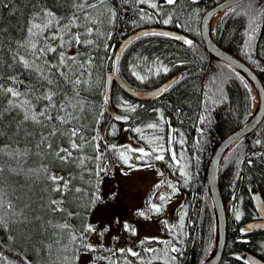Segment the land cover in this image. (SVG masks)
<instances>
[{
  "label": "trees",
  "instance_id": "1",
  "mask_svg": "<svg viewBox=\"0 0 264 264\" xmlns=\"http://www.w3.org/2000/svg\"><path fill=\"white\" fill-rule=\"evenodd\" d=\"M218 1L87 0L97 4L86 9L95 21L89 23L77 8L85 0H0V264H76L96 233L84 230L91 225L93 206L102 201L95 197L103 190L104 178L135 165L157 166L162 182L172 181L171 188H166L174 190L177 201L165 238L139 239L133 251L137 255L130 253L128 243L121 248L101 244L91 248L98 253L85 264H201L207 258L216 241L207 164L217 144L253 111L247 79L209 55L198 32L202 13ZM231 8L235 11L225 10L214 26L215 42L250 66L264 86V0H243ZM45 12L53 14L52 25L39 36L31 35L33 24L47 22ZM74 16L79 19L73 23ZM146 26L183 31L192 43L165 35L140 36L121 56V77L134 89H149L173 75L178 77L160 96L146 100L127 94L113 81L105 100L106 74L117 45L130 32ZM88 28L93 29L90 34ZM54 34L55 40L51 39ZM75 36L85 42L75 43ZM30 42L56 49L44 53L38 64L44 75L60 84L64 99L60 95L56 99L61 103L67 104L79 91L60 113L77 119L60 123L39 117L48 101L38 97L54 86L34 71ZM20 57L33 67L25 68ZM71 57L73 62L59 66L62 58ZM61 72L85 83L74 88ZM9 87L25 95L12 97L5 91ZM24 100L32 103L27 108L18 106ZM57 112L48 109L51 116ZM33 114L42 123L31 119ZM157 124L162 128L163 149L148 141L146 129ZM72 128L81 130L79 138L70 137ZM72 139L83 147L73 151L69 161L60 160L56 152L70 149ZM141 148L149 155L138 159L142 154L133 150ZM121 153L128 157L127 163ZM98 154L103 159H95ZM100 168L106 170L97 175ZM53 175L69 182L62 193L52 190L56 185L48 177ZM218 184L227 215L226 242L218 264H246L247 252L264 260V227L241 228L243 222L258 217L253 194L259 192L264 200V117L223 157ZM53 200L60 202L56 206L62 211L52 210Z\"/></svg>",
  "mask_w": 264,
  "mask_h": 264
},
{
  "label": "rangeland",
  "instance_id": "2",
  "mask_svg": "<svg viewBox=\"0 0 264 264\" xmlns=\"http://www.w3.org/2000/svg\"><path fill=\"white\" fill-rule=\"evenodd\" d=\"M254 95L257 97L255 90ZM146 131L149 133L148 141L153 143L152 146L163 149L165 141L161 126L153 125ZM171 182V180L167 183L162 182L160 168L150 165H135L123 172H116L105 177L103 190L99 192L102 201L93 206L89 218L96 232L89 241L92 248L101 244L121 248L128 243L129 250L133 252L137 249L136 242L143 237L165 238L166 229L173 220L171 208L177 201L172 194L174 190L168 191L166 188H171ZM113 193L116 194L115 199H112ZM162 195L165 197L164 200L160 199ZM153 204L160 207L159 212L151 208ZM141 211L145 213V216L138 215ZM116 217L120 219V224L113 222ZM125 222L136 230L135 235L131 231H124L122 225ZM152 247L147 246V249L150 250ZM97 253V248L82 250L76 264H85Z\"/></svg>",
  "mask_w": 264,
  "mask_h": 264
},
{
  "label": "water",
  "instance_id": "3",
  "mask_svg": "<svg viewBox=\"0 0 264 264\" xmlns=\"http://www.w3.org/2000/svg\"><path fill=\"white\" fill-rule=\"evenodd\" d=\"M242 1L243 0H220L204 11L199 23V34L205 48L211 53V55L233 67L240 74H242L250 83V85L254 87L258 96L257 106L253 108L251 115L239 127L227 134L217 144L208 161L206 181L213 204V209L216 215V241L209 256L201 264H218L222 257L226 242V213L218 184L220 162L234 144L257 128L264 117V86L260 78L246 63L230 52L221 48L215 42L213 33L210 31L209 27V21L213 15L222 13L229 8V5L232 7ZM145 33H167L168 35L165 36L178 40L182 43H184L183 41L185 39L189 40V37L180 31L168 27L158 26H146L138 28L129 35L122 38L113 54L112 70L106 74L104 95L105 100H107L109 97L110 87L113 81L117 82L127 94L135 98L153 99L160 96L165 90H167L171 83L174 82L178 77V75H174L159 86L145 91L134 89L122 80L118 73V65L123 51L131 41L145 35ZM176 37H180L181 39H176ZM253 200L259 218L245 221L241 226L243 231H251L264 227V200L259 192H255L253 194ZM246 260L249 264H264V260L250 252L246 253Z\"/></svg>",
  "mask_w": 264,
  "mask_h": 264
},
{
  "label": "snow or ice",
  "instance_id": "4",
  "mask_svg": "<svg viewBox=\"0 0 264 264\" xmlns=\"http://www.w3.org/2000/svg\"><path fill=\"white\" fill-rule=\"evenodd\" d=\"M100 3H103V0H99ZM143 2V0H142ZM176 0H166V3L168 4H173L175 3ZM151 7L155 8L157 7V5L155 4H152L150 5ZM97 7V4L96 3H87V0H85V3H81V4H78L77 5V8L78 10H81V11H84V19L86 22H89V23H94L95 21L92 19V17L87 13L86 9H95ZM229 8H230V12H234L235 10L231 8V6L229 5ZM239 14V13H237ZM45 17H47V22L44 23V24H33L30 28H29V33L33 36H39L41 35L43 29H47L49 28L52 23H53V14L50 13V12H45ZM79 17H76L74 16L73 17V23L78 20ZM165 24L168 23V20H165L164 21ZM93 31L92 28H88L87 29V32L90 34L91 32ZM154 35H168L167 33H153ZM145 35H149V33H145ZM58 37L54 34L51 39L55 40L57 39ZM45 39H47V37H45ZM176 39H181L180 37H176ZM74 41L75 43L79 44V43H84L85 41H82L80 39L79 36H75L74 37ZM185 44H188V45H191V41L190 40H187L185 39L183 41ZM31 43V42H30ZM87 43H91V41H87ZM56 49L54 47H47V48H38L37 47V44L36 43H31V55H33L35 57L34 61H33V64H36V67L34 69L35 72H38L40 74L39 78L43 81H46L47 85L49 86H54V88H50L49 91L47 92H42V95L40 97H38L39 99H43V100H46L48 101V104L45 106V109L43 111H40L39 112V117L41 118H45L47 120H54V119H59L60 123H66L69 119H77L78 117H76L74 114H71L69 113L68 115L66 116H61L60 113L62 112H65V109L67 107V105L71 104V98H75V97H78L79 96V91L77 90L75 93H73L71 95V97L69 98V100L67 101V104L65 103H61V100L64 99V96L61 95L60 93V84L56 83L54 79L50 78L49 76H46L44 75V72H43V68H41L38 64V62L42 59L43 57V54L44 53H47V52H55ZM74 57H71V58H68L67 61L62 58L59 62V66L60 67H66L68 65L69 62H73L74 61ZM20 61L24 64V67L25 68H32L33 65L30 64L24 57H20ZM45 68L49 67V65L47 63H45L44 65ZM80 67H83V65H81ZM51 68L52 69H57V65H51ZM54 74V73H53ZM61 76H64L65 77V80L68 84L72 85L74 88L77 86V85H81L82 83H85V81H82L79 77H77L76 79H72L71 77H67L65 75V73L61 72L60 73ZM43 88V85H41V89ZM5 91L7 93H10L12 97H15V98H19L20 96L22 95H25L23 93H20L18 91H16L14 88H7L5 89ZM35 91V90H33ZM60 95L61 96V100H57L56 97ZM9 103L11 104L12 101L10 100ZM32 103L31 100H24V101H21V104L18 105V106H22V107H25L27 108V106H29L30 104ZM73 107H75V105H73ZM49 108H54V109H58V112H57V115L56 116H51L48 114V109ZM102 115V114H101ZM25 120H28L29 119V116L26 114L25 117H24ZM31 119H33L36 123H42V120L39 119L35 114H33V116L31 117ZM116 119H121V117H116ZM149 127H153V125H149ZM80 129L79 128H72L70 131H69V135L70 137L72 138H79L80 136ZM138 131V130H137ZM57 133L55 131L51 132L50 135H56ZM43 139H46V138H42ZM95 139V138H93ZM49 148L52 147L51 144L48 145ZM83 147V144L82 143H77V140L76 139H72L71 142H70V149H64V148H61L59 149L57 152H56V156L62 160V161H69L70 159L73 158V151H77V150H80L81 148ZM97 149L99 148V145L96 146ZM133 151H139L142 155L141 157H138V159H142L143 156H147L149 155L148 153H146L144 151V149H138V150H133ZM153 151H155V149H153ZM61 153H65V155H61ZM121 158L123 159L124 163H127L128 161V157L124 156L123 153H121ZM95 159L97 160H100V159H103V156L102 154H98ZM156 159H163L162 156H156ZM81 163H83V160L81 159ZM131 167V166H130ZM106 169L105 168H100L99 171L96 173L97 175H99V173L101 171H105ZM48 179H50L56 186L52 189L53 191H56V192H63L65 189H67V186H68V181L64 180L63 177H57L55 175L53 176H49ZM60 181H63V187H61L60 185ZM159 186V185H158ZM77 192L80 191V189H76ZM116 198V194L113 193L112 194V199H115ZM95 199L98 201L101 199V197L99 195H97L95 197ZM161 200H164L165 197L162 195L160 197ZM60 202L56 201V200H53L51 201V204L56 206L58 205ZM151 208L153 210H155L156 212H159L160 211V207L157 206V205H151ZM53 211H62L61 208H59L58 206L56 207H53L52 209ZM138 215L140 216H145V213L143 211L141 212H138ZM237 219H239V215H237L236 217ZM114 223L116 224H120L121 221L118 217H116L113 221ZM60 227L62 228H67L68 226L67 225H61ZM124 231L128 232V231H131L134 235H135V232L136 230L127 222L123 223L122 225ZM85 232H94L95 231V228L92 226V225H88L85 230ZM105 231H107V229H105ZM76 237H73V240H75ZM84 247L88 248L89 250H91L92 246L90 244H85ZM123 251V250H121ZM130 253L132 255H137L136 253L134 252H131V250H129ZM173 251H175V249H173ZM247 264V262H246Z\"/></svg>",
  "mask_w": 264,
  "mask_h": 264
},
{
  "label": "bare ground",
  "instance_id": "5",
  "mask_svg": "<svg viewBox=\"0 0 264 264\" xmlns=\"http://www.w3.org/2000/svg\"><path fill=\"white\" fill-rule=\"evenodd\" d=\"M219 16H220V13H217V14H215V15H213L211 18H210V21H209V27H210V31L212 32V29H213V27H214V25L216 24V22H217V20H218V18H219ZM133 32V31H132ZM132 32H130V33H132ZM181 32V31H180ZM129 33V34H130ZM183 33V32H182ZM129 34H127V35H129ZM126 35V36H127ZM124 38V37H123ZM137 39V38H136ZM136 39H134V40H136ZM133 40V41H134ZM133 41H131V42H133ZM130 42V43H131ZM129 43V44H130ZM128 44V45H129ZM127 47V46H126ZM206 49V48H205ZM125 50V49H124ZM206 51L208 52V54L209 55H211V53L206 49ZM124 52V51H123ZM112 58H113V56H112ZM112 61H113V59H112ZM111 70H112V68H111ZM110 70V71H111ZM110 71H108V72H110ZM118 73H119V65H118ZM119 75H120V73H119ZM174 76V75H173ZM120 77H121V75H120ZM122 78V77H121ZM122 80H123V78H122ZM167 80V79H166ZM166 80H164V81H162L161 83H159V84H157L156 86H154V87H151V88H155V87H157V86H159L160 84H162L163 82H165ZM124 81V80H123ZM125 82V81H124ZM117 83V82H116ZM126 83V82H125ZM118 84V83H117ZM127 84V83H126ZM128 85V84H127ZM112 86V85H111ZM120 86V85H119ZM121 87V86H120ZM122 88V87H121ZM151 88H149V89H151ZM252 86H251V92H252ZM110 89H111V87H110ZM138 90H140V91H145V90H148V89H138ZM254 88H253V93H252V95L254 94ZM157 98V97H156ZM138 99H140V98H138ZM153 99H155V98H153ZM146 100V99H145ZM257 102H258V96L256 97V95H254L253 96V108L254 107H256L257 106ZM245 137V136H244ZM214 210V209H213ZM214 216H215V218H216V215H215V211H214ZM226 217H227V215H226ZM244 223V222H243ZM209 256V255H208ZM207 256V257H208ZM260 258V257H259ZM262 259V258H261ZM263 260V259H262Z\"/></svg>",
  "mask_w": 264,
  "mask_h": 264
},
{
  "label": "flooded vegetation",
  "instance_id": "6",
  "mask_svg": "<svg viewBox=\"0 0 264 264\" xmlns=\"http://www.w3.org/2000/svg\"><path fill=\"white\" fill-rule=\"evenodd\" d=\"M203 14V13H202ZM202 16V15H201ZM200 19H201V17H200ZM200 19H199V22H198V32H199V23H200ZM181 32H183V31H181ZM185 35H187L185 32H183ZM188 36V35H187ZM258 218V217H257Z\"/></svg>",
  "mask_w": 264,
  "mask_h": 264
}]
</instances>
